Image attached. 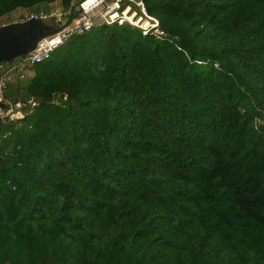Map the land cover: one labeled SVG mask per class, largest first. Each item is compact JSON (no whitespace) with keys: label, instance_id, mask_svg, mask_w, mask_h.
Here are the masks:
<instances>
[{"label":"trees","instance_id":"1","mask_svg":"<svg viewBox=\"0 0 264 264\" xmlns=\"http://www.w3.org/2000/svg\"><path fill=\"white\" fill-rule=\"evenodd\" d=\"M143 1L160 34L12 70L39 103L0 119V264H264V0Z\"/></svg>","mask_w":264,"mask_h":264},{"label":"built area","instance_id":"2","mask_svg":"<svg viewBox=\"0 0 264 264\" xmlns=\"http://www.w3.org/2000/svg\"><path fill=\"white\" fill-rule=\"evenodd\" d=\"M78 6L79 10L75 11L73 16L71 12H65L63 16L57 12L47 15L43 12H30L25 15L24 18L33 17L41 20L53 18L57 29L41 38L33 50L21 56L14 66L0 74V100L6 105L5 108H0L1 120L16 119L22 116L21 109L26 105L34 107L39 103L35 99H29L27 104L7 100L3 93L7 88L9 73L23 63L33 64L48 59L51 53L70 37L83 35L103 24L110 26L129 23L140 28L144 35L162 32L159 19L147 11L143 0H80ZM58 21L60 24H57Z\"/></svg>","mask_w":264,"mask_h":264},{"label":"water","instance_id":"3","mask_svg":"<svg viewBox=\"0 0 264 264\" xmlns=\"http://www.w3.org/2000/svg\"><path fill=\"white\" fill-rule=\"evenodd\" d=\"M75 11L79 6L74 7ZM57 24H60L58 21ZM55 24L33 17L22 21L11 22L0 26V63L10 62L17 57L26 55L33 50L36 43L43 37L55 32ZM42 101H46L45 98ZM6 105L0 100V108Z\"/></svg>","mask_w":264,"mask_h":264},{"label":"rangeland","instance_id":"4","mask_svg":"<svg viewBox=\"0 0 264 264\" xmlns=\"http://www.w3.org/2000/svg\"><path fill=\"white\" fill-rule=\"evenodd\" d=\"M40 9L46 15L49 14V13H52V12H57L61 16H63L65 14V12H64V10L62 8V5H61V3L59 1L47 4V5L41 4L40 5ZM28 12L29 11L27 9L19 8V9H16V10H14L13 12H11V13H9L7 15L2 16V17H0V26H1V23H7V22H10V21H13V20H16V19H19V21L20 20H25L26 18H24V17H25V15ZM43 21H45L46 23H49L50 25L54 24L52 19H49V18L46 19V20H43ZM19 60H20V57H17V58L13 59L10 62H1L0 63V73L4 69H6L10 65H12L15 61H19ZM11 78H12L13 83H11L9 85V88L7 89L6 93H4L5 96H6V99L7 100H12L14 98H17L19 100H23L24 99L23 97H24V83H25L24 80H25V78L24 77L23 78H19V80L15 81L16 76L14 74V71L11 73ZM18 116H20V115H18ZM22 116L16 117V118H22Z\"/></svg>","mask_w":264,"mask_h":264},{"label":"crops","instance_id":"5","mask_svg":"<svg viewBox=\"0 0 264 264\" xmlns=\"http://www.w3.org/2000/svg\"><path fill=\"white\" fill-rule=\"evenodd\" d=\"M16 21H19V19H16V20H13V21H10V22H7V23L16 22ZM20 21H22V20H20ZM7 23H1V25H3V24H7ZM15 62L17 63L18 61H15ZM15 62L13 63V65H12V66H14V65H15ZM25 64H29V63H23V64H21L20 66H18L16 69H17V70L21 69V68H22V66H24ZM12 66H11V67H12ZM9 67H10V66H9ZM9 67H8L7 69H4L3 71H6V70H8V69H9ZM11 67H10V68H11ZM3 71H2V72H3ZM2 72H1V73H2ZM11 72H12V71H11ZM1 73H0V74H1ZM11 80H12V78H11ZM3 95H4V93H3ZM4 97H5V96H4ZM9 101H10V100H9Z\"/></svg>","mask_w":264,"mask_h":264}]
</instances>
